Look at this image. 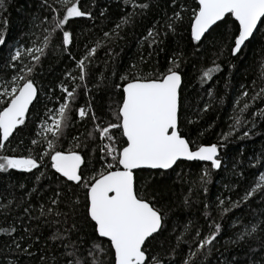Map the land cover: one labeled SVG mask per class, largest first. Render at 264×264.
I'll return each instance as SVG.
<instances>
[{"label": "snow or ice", "instance_id": "snow-or-ice-1", "mask_svg": "<svg viewBox=\"0 0 264 264\" xmlns=\"http://www.w3.org/2000/svg\"><path fill=\"white\" fill-rule=\"evenodd\" d=\"M123 4L131 11L122 10L115 27L103 31L102 38L85 45L79 58L72 54L73 33L66 29L73 20L96 18L83 0H40L43 19L33 14L30 22L33 28L42 27L44 35L42 41H33L32 47L9 46V20L0 15V51L5 47L8 49L3 66L13 70L11 78L0 83V174L11 177L15 172L34 176V186L28 195L39 194L42 189L37 185L46 177L55 184V187L48 188L51 195L46 198L47 204H38V216L31 214V201L22 208L27 219L43 218V223L58 226L44 239L53 242L50 247L53 251L58 249L59 255L49 258L42 254L40 264H204L222 233L224 225L221 221L228 218L232 209L250 204L257 196L264 203V173H260L238 201H229L226 205L220 199L215 208L216 216L212 214L210 202L203 204L207 234L189 220L183 224V232L175 236V243L172 242L176 228L174 226L169 232V221L175 212L190 210L192 201L190 196H185L182 208H174L166 199L164 181L178 167L203 162L199 185L207 193L213 170L222 167L219 149L227 146L238 126L249 123L243 116L250 110L249 100L260 99L264 103V87L255 91L253 81L250 96L242 85L234 105V109L239 108V114L230 118L233 121L229 125L230 131L221 134V142L198 143L181 127L184 57L179 46L173 49L165 67L152 64L153 53L166 51L169 37L179 36L197 51L202 50L206 40L218 49L213 53L211 66L201 70L199 79L202 84L222 71L221 63L217 61L225 53L231 72L237 66L234 61L243 62L245 50L253 40L264 47V0H191L190 3L155 0V4L153 0H123ZM93 6L98 7L96 0H93ZM154 8L156 15L138 40L139 61H133L122 72L113 70L111 77L105 72L95 76L92 64L98 50L106 47L105 42L122 39L121 31L135 27L138 19L146 18ZM6 10L7 0H0V14ZM107 11V8L100 11L99 16L106 17ZM60 34V51L75 61L77 74L73 75L72 70L64 72L65 80L56 85L61 93L55 101L59 106L48 108L45 104V115L39 118L35 132L18 137L16 134L28 126L31 108L41 103L43 89L38 87L35 79L36 67L52 39ZM144 50H147V56L143 54ZM106 55L114 61L118 54L109 49ZM26 57L34 63L24 64ZM146 64L150 65L148 71L142 67ZM116 76L119 82L113 79ZM93 78L95 92L101 96L98 104H93L88 88ZM261 78L264 79V61L261 63ZM67 80L74 86L69 87ZM78 90L88 95L89 100L76 107ZM49 92L51 95L47 98L51 101L55 92L52 89ZM207 95L213 97L211 88ZM104 97H107L111 117L107 121L96 111L97 107L103 110ZM207 110L205 104L203 111ZM77 115L80 121L90 119L91 130L81 134L83 139L73 137L69 147L64 149L65 130L73 125ZM251 115L264 118V108ZM187 123L194 122L188 120ZM251 124L255 126V119ZM249 134L244 131L243 137ZM13 140L18 142L9 148ZM19 187L23 189L25 185ZM188 191L191 193L192 188ZM12 203L9 200L0 207L8 209ZM235 223V238L230 239L231 245L247 242L257 232L264 233V220L251 228L245 226L242 231L235 229ZM193 229L195 235L189 242L184 235ZM17 232L14 224L7 229L0 228V234L10 241L6 242L9 248L34 256L31 251L36 243L31 240L34 230L24 227L19 239L14 235ZM184 246L188 248L186 253ZM249 250L256 251L251 245ZM259 250L264 252V236L260 238ZM9 264H18V261ZM223 264H229V261L225 260ZM259 264H264V260Z\"/></svg>", "mask_w": 264, "mask_h": 264}, {"label": "trees", "instance_id": "trees-1", "mask_svg": "<svg viewBox=\"0 0 264 264\" xmlns=\"http://www.w3.org/2000/svg\"><path fill=\"white\" fill-rule=\"evenodd\" d=\"M182 2H191V0H182ZM86 7L91 8L96 15L94 20L77 19L73 20L66 30L73 33V44L70 45L72 54L77 58L83 54L85 45L90 41H95L97 38H102L103 31H109L115 27L119 16L124 11H131V8H126L123 0H96L98 7L93 6V0H83ZM155 4V0H153ZM108 9L106 17H100L99 12ZM39 16L43 19L40 9V0H7V10L2 14L9 20L8 34L11 39L8 45L15 48L17 46L32 47L33 41H42V27L33 28L31 26V16ZM156 15L155 8L149 12L146 18L138 19L135 27H126L120 32L122 39H115L111 42H105L106 47H101L96 55L95 62L92 68L95 76H99L101 72H105L109 77L112 76V71L122 72L133 61H139L141 49L138 45V40L145 34L149 22ZM39 24V21H37ZM219 31V30H218ZM225 41L227 37H224ZM62 34L52 39L49 47L45 49V55L41 57V63L37 65L35 70V79L38 87L42 88L41 103L32 107L28 117V126L23 129L20 135L27 136L29 133H34L36 125L39 123V118L45 115V104L48 108L58 107L55 101L61 95L60 89L56 86L62 80H65L64 72L72 70L73 75H76L75 61L70 59L67 53L60 51V43ZM42 46V45H41ZM183 53L182 71L184 75V83L181 90L182 107H181V127L186 134L190 133L192 140L198 143H217L221 142V134L230 131L229 125L233 123L230 119L233 115L239 114V108L234 109L235 102L240 96L242 85L249 91L250 96L253 94V81H255V91H259L264 87V79L261 78V63L264 61V47L257 41L253 40L249 47L245 50L246 54L242 57L241 62L237 64L231 72L228 68L229 60L227 53L220 58L222 71L215 73L212 80L206 83H201L199 77L201 70L211 66V61L214 59L213 53L218 49L213 47L208 40L205 41L202 50L197 51L187 40L169 37L166 45V51L153 53L152 64H159L161 68L166 66V61L172 55L173 49H177ZM111 49L115 56L114 61L106 55V52ZM7 47L0 51V83L10 79L12 69L3 66V57L7 55ZM147 56V50L143 51ZM108 61V64H105ZM24 64L34 63L30 57H26ZM145 71L150 70V65L142 66ZM119 82V77H113ZM227 81V86H226ZM77 81L76 83H78ZM69 87L74 86L73 82L67 80ZM95 78L88 83V88L91 90L93 104H98L101 100L99 93L94 89ZM211 88L213 97L207 95V90ZM49 89L55 92L52 100H48L51 95ZM78 96L76 107L83 106L89 100L88 95H84L81 90ZM105 106L103 110L96 108L97 114L102 115L105 121L111 119L107 110V97H104ZM250 110L243 114L244 119L249 121L242 126H238V130L230 136L227 146L220 148L222 167L219 170H213L212 181L207 185L208 191L204 192L199 185V173L203 168L202 162H190L188 167L176 168L175 172H170L164 184L167 188L166 199L169 200L174 208H182V202L185 196H190L192 207L190 210L177 211L172 215L169 221V232H172L175 226L176 231L173 233L172 242L175 243V236L183 232V224L193 221L196 227L202 228L207 234V224L202 215L204 203L212 204V214L216 216V205L219 200L225 201L228 205L229 201L236 202L244 195V192L253 186L254 181L259 178L260 173H264V118L253 117L251 113L257 112L259 108H264V103L260 99L256 101L249 100ZM205 104L208 105V110L203 111ZM243 104L240 105L242 107ZM255 119L253 127L251 121ZM192 120L193 124H188L187 121ZM92 124L90 119L86 118L80 121L79 116H75L73 125L67 128L62 147L67 149L73 140V137L83 135L86 131L91 130ZM248 131V137H243V132ZM203 136H199V133ZM17 140H13L9 148L15 147ZM181 173V175H177ZM38 174V173H37ZM34 176L29 174L15 173L8 177L6 174H0V205H5L9 200L13 203L8 209L0 207V228H9L13 224L17 227L18 232L14 235L17 239L23 233L24 227H29L34 230L31 236L32 241H36L35 246L31 251L34 256H27L14 248H9L6 245L8 237L0 234V264H9L10 261L17 260L18 264H40L39 257L44 254L46 257L53 255L58 256L59 250L53 251L50 245L52 241H46L44 237L48 236L51 231H54L56 225L43 223L41 220L27 219L22 211L23 207L27 206L28 201L33 205L32 216L39 215V203L47 204V196L51 195L48 191L49 187H55V184L47 177L41 181L38 187H41L39 194L27 193L34 186ZM20 184H24L22 189ZM192 192L189 193V188ZM43 197V198H42ZM219 198V199H218ZM23 218V219H22ZM52 219V218H49ZM264 220V203L261 202L260 196H257L250 204H242L239 209H232L228 214V218L221 221L224 225L222 233L215 243V248L212 254L204 260V264H223L225 260L229 264H259L264 260V252L259 250L261 236L264 233L257 232L247 242L234 246L230 244V239H234L235 229L244 230L247 226L251 228L253 224H259ZM195 235V229L185 233L184 239L189 242ZM256 249L255 253L249 250V246ZM27 246V245H25ZM188 251L187 246H184V252ZM233 258L235 260L233 261Z\"/></svg>", "mask_w": 264, "mask_h": 264}, {"label": "rangeland", "instance_id": "rangeland-1", "mask_svg": "<svg viewBox=\"0 0 264 264\" xmlns=\"http://www.w3.org/2000/svg\"><path fill=\"white\" fill-rule=\"evenodd\" d=\"M0 90H2V88H0Z\"/></svg>", "mask_w": 264, "mask_h": 264}, {"label": "water", "instance_id": "water-1", "mask_svg": "<svg viewBox=\"0 0 264 264\" xmlns=\"http://www.w3.org/2000/svg\"><path fill=\"white\" fill-rule=\"evenodd\" d=\"M203 163V162H202Z\"/></svg>", "mask_w": 264, "mask_h": 264}]
</instances>
